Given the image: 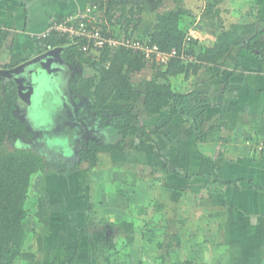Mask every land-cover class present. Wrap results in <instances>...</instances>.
<instances>
[{
	"label": "crops",
	"instance_id": "obj_1",
	"mask_svg": "<svg viewBox=\"0 0 264 264\" xmlns=\"http://www.w3.org/2000/svg\"><path fill=\"white\" fill-rule=\"evenodd\" d=\"M112 1L116 2L112 27L122 30L127 27L120 17L121 3L134 4L127 8L142 6L141 12L144 4L151 3V0ZM91 2L94 0H0V34L6 33L0 63L9 60L10 51L24 58L22 64L61 48L55 46L39 52L38 36L51 23L75 15ZM257 6L256 19L250 20H254L256 30L262 31L264 0ZM141 12L137 18L140 17L141 25H146ZM126 16L130 18L129 12ZM215 21L206 19L205 24ZM151 27H142L140 33L146 36ZM171 79L168 82L177 92H204L208 103L204 129L214 126L207 133L210 139L199 142L191 121L180 113V108L169 106L157 116L138 117L140 123L152 129L161 126L155 135L160 152L144 138H137L132 146L126 139V149L122 152L132 150L136 160L161 172L164 186L176 190L172 191V221L178 230L173 229L169 234L165 231L167 203L160 201L155 230L141 225L138 237L133 234L130 242L120 236L116 238L120 241H116L108 232L104 237L97 235L95 230L104 229L99 228L104 218L94 216L101 205L95 206L92 200L79 195L83 193L74 190L75 187L61 189L63 184L47 174L50 188L62 200L64 208L57 223L51 222L53 218L48 224L36 219L26 228L23 245L34 252L35 261L21 264H264V154L255 148L256 141L264 139V61L256 53L237 47L223 63L202 68L192 82L181 76ZM159 81L167 83V80ZM135 89L141 92L135 105L136 112L141 113L143 85ZM226 112H233L236 122L231 123ZM217 123H221L219 129ZM105 129L97 131L103 135L102 140L108 135ZM108 130L117 133L112 128ZM220 135L223 139L215 138ZM166 141L170 143L168 150L162 145L166 146ZM165 169L170 173L166 174ZM174 170L181 175L171 173ZM187 175H192L189 183L183 181ZM175 184L183 185L178 188ZM185 188L190 192H182ZM104 211L107 213V209ZM131 219L123 217L120 221L133 222ZM109 236L110 244L106 241Z\"/></svg>",
	"mask_w": 264,
	"mask_h": 264
},
{
	"label": "trees",
	"instance_id": "obj_2",
	"mask_svg": "<svg viewBox=\"0 0 264 264\" xmlns=\"http://www.w3.org/2000/svg\"><path fill=\"white\" fill-rule=\"evenodd\" d=\"M163 0H155L152 9H156ZM172 7L155 14V20L150 32L140 39H146L149 43L157 45L164 53H169L172 48L176 54L168 57L166 62H159L154 58H145L139 52H134L123 47H103L95 56L86 54L79 48V43L72 39H59L53 34L43 40H38V51L47 50L55 46L61 47L60 57L70 65V90L78 106L85 100V119L93 118L96 123L104 128H112L120 137L117 141L104 142L93 137H83V146L76 153V158H63L57 164L48 165L45 155L36 146H30L36 142L33 134L27 128L25 121L16 114L17 86L14 81L4 80L0 77V264H21L22 261L32 263L35 261L34 252L25 248L23 243L26 233L27 209L31 177L37 172L54 175L63 184L64 188L75 187L74 179L76 171L81 169L83 163L91 171L99 163L100 153H111L126 149V139L130 146L137 138L144 140L154 149L160 152L161 147L156 142L155 135L161 126L152 129L148 125L140 123L138 117L157 116L169 106L180 108V113L191 121L196 133V138L203 143L210 138L207 133L214 130V126L205 130V114L208 106L204 92L194 90L182 93L175 91L168 82L171 78L181 76L184 80L192 82L197 74L206 65L223 63L235 48H244L256 53L264 61V38L263 32L256 30L254 20H247L245 14L242 19L230 23L227 27L222 26L216 33L211 34L208 42L199 46L192 41H186L187 28L180 26L179 19L182 15H191L185 9L183 0H171ZM99 8L104 10L109 21L113 19L116 10L112 0H94ZM224 0H209L203 10V18L220 20V5ZM106 5V6H105ZM133 7V6H132ZM120 17L129 25L130 18L127 12H141V6L127 8L125 2L119 6ZM125 19V20H124ZM140 17L136 18V24ZM120 21V20H119ZM128 37H131L128 35ZM6 39V33L0 34V52ZM79 41V40H78ZM24 61V58L10 51L9 60L0 63V68L12 69ZM93 71L90 75H84V69ZM151 71L150 77L143 83V105L141 113L136 112V102L141 92L135 89L132 83L134 74L144 68ZM167 80V83L159 80ZM87 99V100H86ZM231 123L236 122L233 112H226ZM232 116V117H231ZM234 117V118H233ZM78 118V117H77ZM82 116L79 115V119ZM73 120L74 117H73ZM92 120V121H93ZM91 121V122H92ZM79 123L80 120H79ZM221 123H217V129ZM77 129L81 127L77 121L72 122ZM79 125V126H78ZM97 126V125H96ZM88 132H86V135ZM219 133V132H218ZM217 133V134H218ZM223 139V136H216ZM18 141V145L9 147ZM165 173H170L165 169ZM176 176L181 175L178 170L172 171ZM187 175L183 180L189 183ZM68 178V179H67ZM71 180V181H70ZM176 187L182 185L175 184ZM123 190H119V193ZM35 216L43 224L51 221L52 213L46 196H38L34 199ZM160 209L161 203L155 207ZM139 211H146L142 206H134ZM110 228L123 229L127 240L133 239L134 223L121 220L110 222ZM108 224V225H109ZM110 236L106 239L109 243ZM110 244V243H109ZM108 259V257H106Z\"/></svg>",
	"mask_w": 264,
	"mask_h": 264
},
{
	"label": "rangeland",
	"instance_id": "obj_3",
	"mask_svg": "<svg viewBox=\"0 0 264 264\" xmlns=\"http://www.w3.org/2000/svg\"><path fill=\"white\" fill-rule=\"evenodd\" d=\"M148 1L150 0L146 2ZM183 1L185 9L189 10L192 14L182 15L179 19L180 26L187 28V33L190 30H194L195 36L192 38L194 40L192 42L196 47L201 43L208 42L211 39L210 35L212 31L215 30L217 32L222 26L227 27L230 23L239 21L244 14L247 20L256 19L258 12L257 3L261 0H258L259 2L257 0V2L224 0L222 4L217 5L222 10L220 14L221 18L213 24H205L206 19L202 15L209 0ZM154 3L155 0H151V3L144 4V12H141V17L147 23L146 25H141L139 22L137 25H134L136 24L134 21L137 18V14L140 15V12H132L129 13L130 22L125 30L112 27V20L109 21L108 29L114 33L118 32L119 34L130 35L131 37H137V34L144 36V33H140L142 27L151 26L155 20L156 13L173 6L171 0H163L154 10L151 8V5ZM131 5L134 4L129 3L127 7ZM32 59L34 61L28 65H23V67L20 66L24 63L12 69H1L0 77L4 78V80L17 81V84L16 82L15 84L24 99L17 101L16 114L21 120L25 121L27 128L36 140L30 146H36L45 155L48 165L53 167V165L63 158L70 160L76 158L75 152L83 146V138H87L88 136L102 140L100 136L103 135L97 133V131L102 132L105 128L100 127L96 123L98 129H94L96 128L94 120H91L90 125L83 124L78 129L72 126V122L75 121L80 125L79 115L83 113L82 109L84 107L82 103L86 101L82 100L81 105L78 106L75 104L76 101H74V97L71 94L69 82L71 67L60 57L59 53H45ZM92 73L91 69L87 67L84 69L85 76ZM150 74L151 71L147 67L134 74L132 78L133 86L135 88L142 87V81L149 78ZM73 117L75 120H73ZM86 120L88 119L83 117L80 122L82 123ZM108 129H105L107 131H104V133L108 132V135L106 138L102 137V141L112 142L120 139L117 133H112V130ZM86 132L89 135H86ZM84 134L85 137H83ZM13 145H18V141L12 145L10 144L9 147ZM162 145L165 150H168V147L170 148V143L167 141L166 146L165 143H162ZM127 148H130V146ZM98 156L99 163L96 167L89 171L86 168V164L83 163L81 169L76 171L72 180L75 184L74 190L83 193H79V195L92 200L95 206L101 205L94 216H96L95 219L104 218V221L100 222L103 225L99 227L102 229L104 227V229L95 230V234H101L104 237L105 233L108 232L107 234H112L116 241L119 240V238L116 239L118 236L121 239L123 237L126 239L123 229L113 230L107 225V223H110L108 222L109 220L118 222L123 217L125 219L132 218L135 238L138 237L141 225L155 230L157 228L155 221L160 217L155 204L160 201L167 203L165 211L168 220L164 228L165 231L169 234L173 232V229L178 230L177 225L172 221L174 208V195L172 191L175 189L163 185L165 180L160 171L154 170L148 164L136 160L132 150L100 153ZM46 175L45 173L37 172L31 177L28 194L29 200L26 204V228H29L30 224L34 223L37 219L33 201L38 196H46L48 198L53 218L51 222L58 221V214L64 208L62 200L59 197L57 198L52 192ZM119 190H123L122 192L124 193L120 194ZM178 191L181 192L180 190ZM182 192H190V190L189 188H185ZM86 202L88 203V201ZM137 205L144 207L146 211H139L138 208L134 207ZM106 209L107 213L104 211ZM101 236H99V240H102ZM165 237L169 239L168 235Z\"/></svg>",
	"mask_w": 264,
	"mask_h": 264
},
{
	"label": "built area",
	"instance_id": "obj_4",
	"mask_svg": "<svg viewBox=\"0 0 264 264\" xmlns=\"http://www.w3.org/2000/svg\"><path fill=\"white\" fill-rule=\"evenodd\" d=\"M108 24L107 17L103 12H99L98 4L91 2L75 15H68L60 21L51 23V26L38 36V40L41 41L53 34L60 39H72L78 43L82 41L79 48L92 57L103 47L111 49L123 47L159 62H166L168 57L176 54L175 48H172L169 53H164L157 45L149 43L146 39L114 33L108 29ZM194 33V30L186 33L185 40L190 41L195 36ZM255 148L257 152L264 154V139L257 140Z\"/></svg>",
	"mask_w": 264,
	"mask_h": 264
},
{
	"label": "water",
	"instance_id": "obj_5",
	"mask_svg": "<svg viewBox=\"0 0 264 264\" xmlns=\"http://www.w3.org/2000/svg\"><path fill=\"white\" fill-rule=\"evenodd\" d=\"M61 50V48H54V49H51V51L47 52V53H59ZM42 55V54H41ZM37 57V56H36ZM34 61V59L32 60H29V61H26L24 64H22L20 67H23V65H28L30 64V62ZM16 84H17V81H15ZM17 95L19 97V100L22 101L24 99V97H22V95L20 94V91L18 90V87H17Z\"/></svg>",
	"mask_w": 264,
	"mask_h": 264
},
{
	"label": "flooded vegetation",
	"instance_id": "obj_6",
	"mask_svg": "<svg viewBox=\"0 0 264 264\" xmlns=\"http://www.w3.org/2000/svg\"><path fill=\"white\" fill-rule=\"evenodd\" d=\"M73 71V70H72ZM72 71H71V74H72ZM71 74H70V76H71ZM81 105V104H80ZM83 105V107H84V104H82ZM82 109V108H81ZM86 109H87V107H86ZM85 108L84 109H82L83 110V113L81 114V116H82V118H83V116L85 115V112H87V110H86ZM88 113V112H87ZM81 118V119H82ZM81 119H80V121H81ZM88 120H86V121H84V122H82V123H80V125L82 126L83 124H88V125H90V122H91V120H93V118H87ZM73 127H76L77 128V126L76 125H72ZM79 126V125H78Z\"/></svg>",
	"mask_w": 264,
	"mask_h": 264
},
{
	"label": "clouds",
	"instance_id": "obj_7",
	"mask_svg": "<svg viewBox=\"0 0 264 264\" xmlns=\"http://www.w3.org/2000/svg\"><path fill=\"white\" fill-rule=\"evenodd\" d=\"M100 9V8H99ZM106 16V15H105ZM107 17V16H106ZM108 19V18H107Z\"/></svg>",
	"mask_w": 264,
	"mask_h": 264
}]
</instances>
